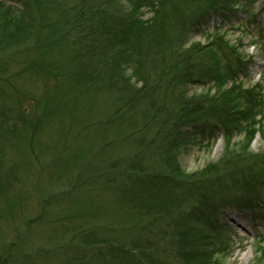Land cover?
Instances as JSON below:
<instances>
[{
  "label": "rangeland",
  "instance_id": "1",
  "mask_svg": "<svg viewBox=\"0 0 264 264\" xmlns=\"http://www.w3.org/2000/svg\"><path fill=\"white\" fill-rule=\"evenodd\" d=\"M0 1L16 12L23 10L26 2L30 7L26 38L15 34L9 41L0 42V127L12 131H7L8 135L0 133V264H175L169 241L176 221L180 220L175 213L178 210L172 215L164 211L156 214L150 211L149 204L145 209L150 212L140 218L139 203L135 206L132 201L125 202L127 195L132 193L133 199L139 189L125 177L126 164L134 159H143L148 166L162 162L163 148L168 144V130L163 136L157 135L154 147L148 144L160 130L157 126L153 130L144 128L141 115L148 110L149 101L143 96L138 98L139 118L105 125L106 113L115 115L118 92L111 89L110 82L104 84L97 74L90 76L94 80L88 77L90 60L84 51H79V43H72L77 41L80 31L74 30L68 39L47 35L33 0ZM61 1L70 4V0ZM228 3L230 10L215 13L179 0L180 11L187 13L182 43L165 48L159 25L147 28L146 34L151 36L146 41L154 38L161 45L155 50L157 54L146 56L143 68L156 84V72L161 71L160 53L165 49V58L176 49L184 54L194 44H213L217 50L222 44L231 59L238 54L246 68L238 73L236 84L255 90L261 97V107L255 112L257 132L250 148L257 157L264 153V0ZM164 5L168 12L172 4L165 1ZM113 6L118 14L119 9L127 6L126 0ZM141 13L144 21L165 22L166 15L156 19L154 10L144 8ZM48 18L49 15L46 22ZM55 18L51 13V21ZM95 32L91 33H104ZM100 43L108 42L102 39ZM219 55L224 57L223 53ZM152 62L158 67L152 68ZM130 75L131 70H126L123 79ZM131 83L136 84L133 79ZM214 87L212 80L192 79L180 87L176 81L171 83V90H184L188 97H214ZM140 120L142 125L137 127ZM178 135L184 144L176 155L186 174L218 164L226 154L244 153L247 146L245 127H233L227 146L224 127L212 119L195 121L178 134L173 132L171 138ZM136 138L146 141L143 147ZM255 160L264 171L263 160ZM113 162H120L123 168L113 172ZM103 169H107V175L102 173ZM92 172L102 176L85 181ZM177 191L174 190L175 195ZM260 192V200H264V188ZM227 195L232 198L240 193L233 186ZM172 206V210L176 208ZM211 235L215 244L211 250L220 262L255 264L263 249L264 208L223 206L217 231L212 230ZM113 248L124 253L135 249L131 253L133 258L107 253ZM102 251V258L97 257ZM145 254L152 258V263L145 259Z\"/></svg>",
  "mask_w": 264,
  "mask_h": 264
},
{
  "label": "trees",
  "instance_id": "2",
  "mask_svg": "<svg viewBox=\"0 0 264 264\" xmlns=\"http://www.w3.org/2000/svg\"><path fill=\"white\" fill-rule=\"evenodd\" d=\"M33 1L37 11L41 13L44 23L42 29L47 35L68 39L74 30L80 31L76 34L79 38L72 43L74 45L79 43L81 45L79 51H84V55L90 60L87 68L88 77L94 80L95 78L90 76L97 74L104 84L108 85L110 82L111 89L118 92L115 100V115L110 116L106 113L105 125L115 121H126L128 118L131 120L139 118L138 98L143 96L149 101L148 110L141 115L144 128L153 130L156 126L160 127L159 132L156 131L155 137L150 139L148 144L155 145L157 135L163 136L168 130L169 134L165 135L168 144L163 148L162 162L148 166L145 160L134 159L123 169L125 177L133 182V186L139 188L136 193L133 190L134 198H131V193L127 195L128 199L125 202L132 201L135 206L139 203L140 218L145 214L148 215L149 209L145 208L149 204L150 211L156 214L164 211L167 215H172L178 210L175 213L179 215L180 220L176 221L169 241L171 248L174 249L175 264H224L216 259V253L211 250L212 244L215 245L211 233L212 230L217 231L221 208L233 204L244 210L264 208V200H260V190L264 188V171L260 170L257 165L259 163L255 162L257 158L260 161L262 159L264 163V153L263 157L262 155L256 157L250 149L257 132L258 115L255 112L261 107V97L255 90H246L236 84L237 75L245 70L246 62L238 54L236 58H227L222 44L218 46V50L213 44L207 46L194 44L184 54H180L181 50L176 49L166 56L167 58H165L167 54L165 49L160 53L162 54V60L159 59L161 71L156 72L157 81L153 84L150 77L144 73L143 60L151 53L157 54L155 50L159 49L161 43H157L154 38L146 41L151 35L146 34L145 30L156 23L159 25V32L163 35L162 45L165 48L173 44L180 45L183 31L187 26V13L180 11L179 0H126V7L119 9L120 7L117 6L118 14L114 13L115 6L111 7V4L118 5L120 0H113V3L112 0L111 2L110 0H70L69 5L62 3L61 0ZM165 1H170L172 4L168 12L165 11ZM182 1L201 6L202 9L199 10H211L215 13L231 9L227 6L228 0ZM26 3L23 4V10L16 12L15 8L0 1V42L4 39L9 41L15 34L20 38H26L24 32L30 22L28 17L30 7ZM144 8L154 10L156 19L160 15H166V23H158L156 20L144 21L141 13ZM51 13L56 16L52 21ZM47 15H49L48 23ZM100 30L104 32L103 35L95 34L97 33L95 31ZM102 39L107 40L108 43L101 44ZM220 40L223 41V38ZM49 51L50 48L44 54ZM219 53H223L225 59ZM152 63V68L158 67L155 62ZM126 70H131V77L127 76L123 79V72ZM168 77L172 79L164 85ZM132 79L135 80V85L131 83ZM192 79L212 80L216 96L188 97L184 90H171V83L174 81L180 87ZM139 84L141 86L138 88ZM202 119H212L224 127L227 146L232 139L233 127H245L246 151L235 155L226 154L220 163L210 165L209 168L198 173L186 174L180 168L176 155L177 149L184 142L179 141L180 135L171 138V134L173 132L178 134L181 128ZM141 125L140 120L136 126ZM3 127V130L0 127L2 135L12 132ZM122 135L121 132V137ZM126 139L125 135L124 141ZM135 141L141 147L146 143L145 140L137 138ZM221 167L225 169L221 170ZM119 168H123V164L113 162V172L118 171ZM102 173L107 175V169H103ZM100 176H102L100 173L92 172L85 177V181H93ZM233 186L238 189L240 195L230 198L227 192L233 191ZM174 190H178L177 195ZM145 193L150 195L144 198ZM259 203L262 205L257 206ZM172 205L176 207L173 210ZM261 245L263 249L255 264H264V239ZM133 247L135 248L134 244ZM132 250L130 253H124L113 248L108 249L107 253L126 254L132 259L131 253L135 249ZM103 253L104 251L100 256L97 254V257L102 258ZM144 256L145 259L148 258L146 254ZM147 260L152 263V258Z\"/></svg>",
  "mask_w": 264,
  "mask_h": 264
}]
</instances>
